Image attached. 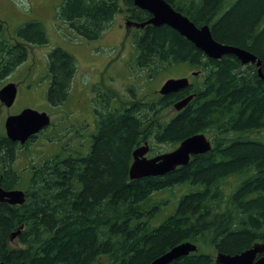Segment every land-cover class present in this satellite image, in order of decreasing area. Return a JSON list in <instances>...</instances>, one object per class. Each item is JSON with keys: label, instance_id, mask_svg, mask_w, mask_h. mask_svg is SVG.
<instances>
[{"label": "trees", "instance_id": "obj_1", "mask_svg": "<svg viewBox=\"0 0 264 264\" xmlns=\"http://www.w3.org/2000/svg\"><path fill=\"white\" fill-rule=\"evenodd\" d=\"M165 1L197 27L208 25L215 41L253 53L264 74V0ZM121 13L134 23L150 19L133 0H63L57 17L74 35L92 41ZM4 28L0 21V82L28 57L26 44L3 38ZM16 34L30 45L47 44L37 21ZM133 41L134 64L151 77L157 65L186 64L203 74L202 82L153 102L124 103L119 97L117 109L111 108L118 100L115 92H97L89 150L75 159L31 164L25 203H0V263L151 264L189 242L197 250L170 264H216L217 252L235 255L264 242V140L252 137L264 131V81L256 68L233 56L208 59L167 26L147 25L133 34ZM49 61L46 98L56 105L67 98L76 65L62 49L53 50ZM192 94L182 111L160 120L163 110ZM199 133L211 137L208 153L162 177L129 179L132 152L145 141L177 147ZM19 145L0 134V187L5 191L21 186L13 167ZM229 177L238 182L225 194L222 182ZM180 186L190 190L178 198L172 214L153 225L162 206L152 202L153 195Z\"/></svg>", "mask_w": 264, "mask_h": 264}, {"label": "rangeland", "instance_id": "obj_2", "mask_svg": "<svg viewBox=\"0 0 264 264\" xmlns=\"http://www.w3.org/2000/svg\"><path fill=\"white\" fill-rule=\"evenodd\" d=\"M63 0H9L10 4H4L3 14L0 13V21L7 25L10 34L6 38L14 44L20 42L14 32L22 25L31 21L40 22L44 28L47 44L41 47L29 45L26 63L17 67L9 76L0 82V88L9 83L18 86L15 101L10 108L0 103V134L5 133L4 121L8 116L16 115L26 107L33 108L39 112H50L53 114L51 105L46 100L48 89L47 82L39 80L44 77L45 68L42 64L32 65V60L46 63V55L55 47L66 50L76 59V73L72 80L70 95L66 106L75 99L88 92L89 97H94L93 119L94 133L96 131L97 115L95 103L99 99L95 93L103 90H111L118 96L117 101L111 102V108L120 107L121 99L124 103L132 101H157L159 90L168 79L187 78L190 83L199 85L203 74L199 70H192L186 64L155 66V74L151 77L148 69H140L134 64L136 57L133 34L138 33L140 28L129 23L125 13L114 17L109 27L102 33L98 40L86 41L74 35L68 26L62 23L58 17V8ZM60 45V46H58ZM35 78V81L32 80ZM34 83V84H33ZM93 83L94 92L90 93V85ZM28 85H31L27 88ZM28 92L30 93L28 96ZM102 93V92H101ZM95 94V96H94ZM121 97V99L119 98ZM173 107L162 111L160 120L167 121L175 115ZM207 138L211 137L207 135ZM253 138L264 140V131L255 133ZM40 138L24 149H20L15 168L21 176V186L17 189L25 192L30 175L31 164L45 159L44 150L47 149L46 142ZM153 151L149 156L169 152L176 147L170 144H159L148 142ZM53 150V149H51ZM50 156L47 157L49 159ZM238 182L237 177H229L222 182L225 194L234 190ZM190 189L187 186L175 187L172 190L154 194L152 202L162 203L160 213L155 217L153 225L159 224L165 217L173 213L178 198ZM217 254V253H216ZM214 254V260L215 256Z\"/></svg>", "mask_w": 264, "mask_h": 264}, {"label": "water", "instance_id": "obj_3", "mask_svg": "<svg viewBox=\"0 0 264 264\" xmlns=\"http://www.w3.org/2000/svg\"><path fill=\"white\" fill-rule=\"evenodd\" d=\"M133 5L150 15L144 23L128 21L137 28L147 25L153 27L167 26L190 42L208 59L219 60L224 56L235 57L243 66L254 65L257 76L264 81L261 61L251 52L219 43L211 35L208 25L197 27L188 17L176 11L165 0H133ZM187 78L168 79L159 90L161 97L177 93L189 87ZM17 90L13 83L0 88V103L10 108L16 98ZM194 94L178 101L173 105L178 113L192 100ZM50 125V118L45 112H38L31 108L22 110L19 114L8 116L4 121L5 136L13 143L24 145L32 136H36ZM212 149V143L206 134L199 133L183 140L175 149L147 158L150 147L147 141L132 152V163L129 167L130 180H139L147 177H162L173 172L178 167L188 165L193 156L203 155ZM0 203L11 206H21L25 203V194L21 190L5 191L0 187ZM23 227L10 235V241L16 239ZM195 244L181 243L155 259L151 264H170L171 262L194 253ZM216 264H264V242H258L251 248L235 255L217 252ZM0 264H5L1 262Z\"/></svg>", "mask_w": 264, "mask_h": 264}, {"label": "flooded vegetation", "instance_id": "obj_4", "mask_svg": "<svg viewBox=\"0 0 264 264\" xmlns=\"http://www.w3.org/2000/svg\"><path fill=\"white\" fill-rule=\"evenodd\" d=\"M4 4H10L9 0H0V13L1 14H3V11H4L2 8V6ZM5 24H4L5 28L2 31L1 35L3 34V38L7 39L6 35H8V37H9L10 34L7 31V25H5ZM16 32L17 31L14 32L15 36L17 35ZM29 35H32V37H34L33 33H29ZM12 37L13 36H11L9 38H12ZM86 41H89V40H86ZM13 43L14 44L15 43H22L24 45L26 44L27 46L30 45V44H27V42H25V41L18 42L17 40L14 41ZM37 46L41 47L42 45H37ZM58 46H60V45H58ZM56 49H61V48H59V47L53 48L46 55V63L43 61L40 62V59H39V62L35 61V63L33 60L31 61L33 63L32 65H37V64L43 65V67L45 68L44 77L39 78V80H43L44 82H47L48 86L51 83V79L49 78V74H48V68H49V63H50L49 54L53 50H56ZM62 50H64V49H62ZM71 56L75 59V57L73 55H71ZM25 63H26V61H25ZM75 65H76V59H75ZM75 73H76V71H75ZM75 73H74V75H75ZM74 75L72 77V80L74 78ZM32 80L35 81V78H33ZM72 80H71V84H72ZM71 84H70V88H72ZM15 86H16V90L18 92V86L16 84H15ZM30 86L31 85H28L27 88H29ZM89 88H90V93L94 92L93 83L90 85ZM29 94L30 93L28 92V96H29ZM95 94L97 95V93H95ZM95 94H94V96H95ZM69 95H70V89H69L68 96ZM68 96L63 102H61L59 104L52 105V104L48 103L49 105H51L50 108L53 109V114H51L50 112H45L50 118V125L48 127H46L45 129H43L41 132H39V134H37L36 136H32L24 145H19V147H21V149H24L26 144L30 145L34 141H36L40 138H43L45 140L44 142L47 143L46 144L47 149L44 150L45 159H43V161H40L42 163L47 161V160H51V159L63 160L64 158H67V157L75 159L77 156H81V155L85 154L91 146L92 139L94 136V125H93V119L90 122V117L92 115L94 116V108H93L94 97H89L88 92H86V94L79 95L75 99V101H73L69 106L64 107L66 105V103L68 102ZM46 100H47V98H46ZM26 108H30V107H26ZM31 109H33V108H31ZM33 110H35V109H33ZM51 149H53V150H51ZM150 152H148L146 154L147 158H152V157L156 156V155L149 156ZM48 156H50L49 159H47ZM17 160H18V158L15 160V162L13 164L14 168H15ZM33 163L35 165H37L39 162H33ZM27 175H30V177H31V170L27 172ZM15 190H18V189H15Z\"/></svg>", "mask_w": 264, "mask_h": 264}]
</instances>
